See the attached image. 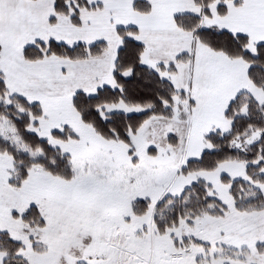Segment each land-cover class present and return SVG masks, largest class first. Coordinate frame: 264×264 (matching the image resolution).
Masks as SVG:
<instances>
[{
  "label": "snow or ice",
  "instance_id": "1",
  "mask_svg": "<svg viewBox=\"0 0 264 264\" xmlns=\"http://www.w3.org/2000/svg\"><path fill=\"white\" fill-rule=\"evenodd\" d=\"M0 264H264V0H0Z\"/></svg>",
  "mask_w": 264,
  "mask_h": 264
}]
</instances>
